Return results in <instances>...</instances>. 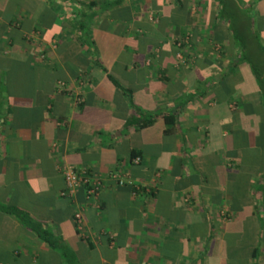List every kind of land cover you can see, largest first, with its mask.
I'll return each instance as SVG.
<instances>
[{
    "label": "crops",
    "instance_id": "obj_1",
    "mask_svg": "<svg viewBox=\"0 0 264 264\" xmlns=\"http://www.w3.org/2000/svg\"><path fill=\"white\" fill-rule=\"evenodd\" d=\"M226 5L0 0V205L31 221L0 211V264H264L262 95L225 12L264 47V0Z\"/></svg>",
    "mask_w": 264,
    "mask_h": 264
},
{
    "label": "trees",
    "instance_id": "obj_2",
    "mask_svg": "<svg viewBox=\"0 0 264 264\" xmlns=\"http://www.w3.org/2000/svg\"><path fill=\"white\" fill-rule=\"evenodd\" d=\"M218 1V4L220 6V9L224 10V8L227 7L226 3L227 0H216ZM119 1H115L114 4H118ZM82 12V10H81ZM225 12H227V18L230 19L232 21L231 24V29L229 31V33L231 34V36L239 43L238 46V50L240 53V57H241V61H247L250 64V69L253 72V75L255 76V79L257 81V84L259 85V91L262 95V105H263V109H264V47L260 44L259 42V35L256 33V31L254 32L253 30H240L241 28H238V25L234 26L233 24V15L228 13V10H225ZM88 17L87 14L82 13V19H80L78 22V34H79V38L78 39H84L85 38V32H82L85 28V19ZM248 38H253L254 40L256 39V53H253V50L250 49V46L248 44ZM85 40V39H84ZM254 49V48H253ZM255 55H257L258 57V63L252 61L253 57H255ZM260 61L263 65V67H260ZM112 80V82L114 83L115 86L119 87V84L112 79V77L110 78ZM173 117L172 116H168L166 117V124L169 125L170 122H172ZM145 123H151V120H148V122ZM168 127V126H167ZM165 131H170V128H167ZM135 153L133 152L132 154V158H135ZM87 174H90V172H87ZM81 190L84 193V188L82 187ZM0 211H2L3 213L9 214L14 216L15 218L19 219L23 224H26L30 221L29 216L21 211L19 208L14 207V206H1L0 205ZM35 226V224L33 225Z\"/></svg>",
    "mask_w": 264,
    "mask_h": 264
},
{
    "label": "built area",
    "instance_id": "obj_3",
    "mask_svg": "<svg viewBox=\"0 0 264 264\" xmlns=\"http://www.w3.org/2000/svg\"><path fill=\"white\" fill-rule=\"evenodd\" d=\"M138 161V157L132 159L134 163H138ZM63 177L67 188V197L72 200L75 199L77 190L82 187L84 188V197L86 200L95 199L100 192L102 181L96 174H87L84 171L68 166L63 170ZM82 220L81 209H77L74 213V221L77 228L82 227Z\"/></svg>",
    "mask_w": 264,
    "mask_h": 264
},
{
    "label": "rangeland",
    "instance_id": "obj_4",
    "mask_svg": "<svg viewBox=\"0 0 264 264\" xmlns=\"http://www.w3.org/2000/svg\"><path fill=\"white\" fill-rule=\"evenodd\" d=\"M17 69V68H16ZM15 69V70H16ZM14 69H11L10 73L13 71ZM9 73V74H10ZM15 75L13 79H11L13 82L15 83H20L21 84V89L24 90L22 91L23 93L26 92L25 88H26V85H27V80H26V76L24 73H22L20 70L18 71V69L16 70L15 72ZM263 131V130H262ZM257 138H261L260 136H258ZM255 141H256V138H255ZM259 146V145H258ZM262 154V153H261ZM264 155V153L262 154V156ZM264 157V156H263ZM263 161H264V158H263Z\"/></svg>",
    "mask_w": 264,
    "mask_h": 264
}]
</instances>
